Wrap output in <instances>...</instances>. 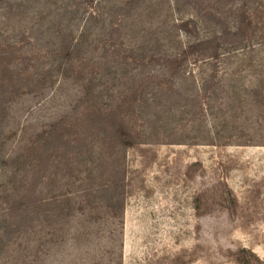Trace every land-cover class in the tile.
<instances>
[{
  "label": "rangeland",
  "instance_id": "obj_1",
  "mask_svg": "<svg viewBox=\"0 0 264 264\" xmlns=\"http://www.w3.org/2000/svg\"><path fill=\"white\" fill-rule=\"evenodd\" d=\"M0 264H264V0H0Z\"/></svg>",
  "mask_w": 264,
  "mask_h": 264
}]
</instances>
